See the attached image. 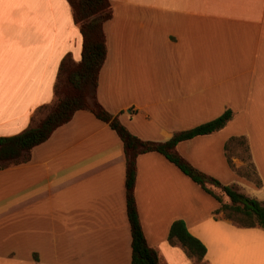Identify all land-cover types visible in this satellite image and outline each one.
Wrapping results in <instances>:
<instances>
[{
  "label": "crops",
  "instance_id": "0c3cea01",
  "mask_svg": "<svg viewBox=\"0 0 264 264\" xmlns=\"http://www.w3.org/2000/svg\"><path fill=\"white\" fill-rule=\"evenodd\" d=\"M109 2L97 101L157 142L229 109L221 129L176 150L264 205V0ZM80 52L66 0H0V136L53 101L61 58L77 62ZM233 136L245 138L259 186L228 165L224 144ZM134 197L160 264H264V230L215 212V199L162 154L137 156ZM177 219L204 245L202 260L168 241ZM130 242L122 143L90 111H75L27 161L0 169V264H130Z\"/></svg>",
  "mask_w": 264,
  "mask_h": 264
},
{
  "label": "trees",
  "instance_id": "16d2710c",
  "mask_svg": "<svg viewBox=\"0 0 264 264\" xmlns=\"http://www.w3.org/2000/svg\"><path fill=\"white\" fill-rule=\"evenodd\" d=\"M74 23L81 37L80 58L76 62L68 54L64 55L57 67L53 84L54 99L40 105L30 118L29 124L13 135L0 136V169L27 161L31 149L45 141L60 125L69 121L75 111L85 109L99 120L107 123L115 131L122 143L125 163L126 213L131 235L130 264H160L157 252L150 247L143 235L134 197L136 159L145 152H158L173 163L199 188L212 196L218 203L215 212H223L225 218L240 227H258L264 230V205L246 195L236 184H222L217 179L199 171L176 150V145L195 136L209 134L221 129L231 118L232 112L224 110L219 116L177 131L166 141L143 140L131 133L116 116L110 114L96 99V88L101 66L106 57V38L103 25L112 17L109 0H66ZM38 116V117H37ZM242 145L246 158L239 157L254 170L248 146L244 137H230L224 144L228 165L239 175L232 157L237 146ZM255 172V170H254ZM256 174V173H255ZM260 181L257 178L256 186ZM210 186L217 187L215 192ZM226 197L228 201H224ZM169 242H178L187 254L197 261L205 254L204 245L191 235L182 220H174L168 229Z\"/></svg>",
  "mask_w": 264,
  "mask_h": 264
},
{
  "label": "rangeland",
  "instance_id": "374dc122",
  "mask_svg": "<svg viewBox=\"0 0 264 264\" xmlns=\"http://www.w3.org/2000/svg\"><path fill=\"white\" fill-rule=\"evenodd\" d=\"M243 148L244 147L242 145L237 146L236 149L234 150V152L238 155V157L246 158V156H247L246 151H244ZM240 160L242 161V165L239 168H240V171L242 173H244V176H240V177H242L243 179H246L248 181L253 182V184L255 185V183H257V175L255 174L252 167L249 166L248 160H245V161H243L242 159H240ZM210 187L215 192H217V193L220 192L217 187H214V186H210ZM243 192H245L246 194H249V192H251V189L245 185ZM223 200L226 202L228 201V199L226 197H223Z\"/></svg>",
  "mask_w": 264,
  "mask_h": 264
}]
</instances>
